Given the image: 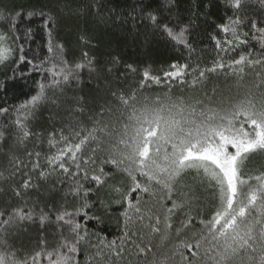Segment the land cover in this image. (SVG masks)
<instances>
[{"label": "snow or ice", "instance_id": "1", "mask_svg": "<svg viewBox=\"0 0 264 264\" xmlns=\"http://www.w3.org/2000/svg\"><path fill=\"white\" fill-rule=\"evenodd\" d=\"M182 2L79 0L72 8L67 0L40 7L0 0V264H81L84 253L83 264H122L133 256L144 264H264V19L251 7L264 12V0ZM221 8L232 15L214 24L210 17ZM198 22L226 37L210 35L216 50L211 66L176 60L161 70L163 77L146 69L138 85L124 87L120 78L126 82L139 72L134 63L112 54L101 62L91 54L96 36L90 25L102 23L137 42L142 38L145 46L160 38L187 50L190 59ZM64 27L76 37L74 47L60 42ZM229 52L225 63L221 53ZM85 70L97 81L96 94L69 99V86L79 90ZM221 71L252 72L260 79L253 85L259 94L226 100L213 88L190 100H150L137 90L162 79L183 86L189 75L195 90ZM45 110L52 127L35 132L32 121L39 123ZM45 141L49 152L57 151L41 163L35 148ZM253 162L259 175L245 171ZM53 175L59 186L48 188ZM206 191L214 205L207 212ZM112 204L123 209L119 243L87 226L102 225ZM201 214L206 218L196 230ZM37 224L58 229L60 240L52 246L40 239L21 253L10 238Z\"/></svg>", "mask_w": 264, "mask_h": 264}, {"label": "trees", "instance_id": "2", "mask_svg": "<svg viewBox=\"0 0 264 264\" xmlns=\"http://www.w3.org/2000/svg\"><path fill=\"white\" fill-rule=\"evenodd\" d=\"M8 2V0H5ZM18 4H24L26 6L32 7H40L43 5L51 6L50 0H16ZM68 4L72 8H76L79 4V0H67ZM123 0H121V3ZM191 0H183L182 6L186 7ZM63 6V5H62ZM252 10L255 11L259 18L264 19V12H261L257 6H251ZM47 10V9H46ZM231 11L225 12L223 8L219 11H214L213 15L210 17V20L214 22V24L227 23L228 16H231ZM199 23V22H198ZM90 27L95 31L96 38L92 41L94 45V49L92 51V55L95 56L101 62L106 61L109 58V54L112 55H120L124 61L129 63H134L139 70L138 74H129L128 79L125 82L124 78L121 77L118 83L124 85V87H129L131 85H138L139 83V73H142L144 70L148 69L152 71L153 75H159L163 77L162 69H167L168 65L173 61L178 60L180 63H185L186 61L191 63L193 67H196L197 62L199 61L200 67L211 66L212 60L216 57L215 45L210 39L211 34H218V38L222 41L226 39L223 33H218V30L211 24H203L199 23V27L197 29V39L194 42V46L196 51L191 54V58L189 59V53L187 50L183 52L179 50H174L170 46L166 45L164 41L160 38H153L152 43L148 46L143 44L142 38L139 42L133 39L132 35L126 34L123 29H112L110 27H105L102 23L99 25L91 24ZM244 30H249L245 28ZM230 38V37H227ZM76 37L71 34V30L69 27H64L60 31V42L64 40L70 41L71 47L75 46ZM202 41V42H201ZM255 47H259L255 41L251 42ZM33 49H36L38 45H32ZM243 51V49H238L237 54ZM224 56L225 63L229 62V57L233 55V53L229 52L227 55L221 53ZM121 65V69H122ZM191 71V70H190ZM36 79H43V76L38 75ZM189 83L181 86L177 81H167L161 80L160 84H154L152 82H148L145 89H137L141 97H149L150 100H154L157 97H162L164 95H171L173 99L181 98L190 100L193 96L203 97L205 91L208 94H212L213 88L218 89L220 93L223 94L224 98L237 100L244 98L250 91L253 93H257V89L253 87L254 84H259L260 79L255 77L252 72H245L233 75L230 72H218L210 74L209 78L204 82V85H198L195 90L190 87L192 76L189 75L187 77ZM97 81L91 80L89 78L88 72L85 70L81 77V84L79 90L75 87V85L69 86L68 90V98L70 99L73 93L77 95H84L91 99L92 96L96 94L95 90L97 88ZM24 97H21L23 100ZM137 108L140 105H136ZM129 113H126L124 116V120H127V116ZM66 119H74L66 117ZM39 123L36 120L32 121L33 130L35 132H43L46 129L50 130L52 125L48 123V111L45 110L43 114L38 117ZM57 127H59V123H57ZM83 127V125H81ZM89 128L91 125L88 126ZM122 127V125H121ZM63 145H60L62 147ZM29 151L33 150L32 144L29 143L28 146ZM36 151H41V163H44L45 154L51 155L57 151V149H53L49 152V148L47 142L45 141L43 149H41L40 145L37 144ZM170 150V149H169ZM246 173L250 176H256L260 174V166L259 163L253 162L249 164L248 168L245 169ZM55 182L57 186H59V181L56 176L53 175L49 178V181L46 183V187L50 188L52 183ZM34 183H37L34 181ZM43 183V182H40ZM255 184V181H252ZM67 184H65L66 190ZM44 192V188L41 187L39 189V193H33V199L36 198L38 194H42ZM211 192L206 191L204 193V201H205V212H207L208 208H213L214 205L211 203ZM95 199V197H93ZM49 206H51L52 201H48ZM111 209L104 220L102 225H97L94 222L87 223L86 220H81V223H87L88 229L90 232H96L99 234V237L103 240L113 241L116 240L119 243L120 237L123 234V224L124 218L120 216V213L123 211L118 205L112 204ZM71 211V209H69ZM91 215V213L89 214ZM206 218L205 214H201L200 216H195L194 227L196 230H199L202 225H200L199 221L201 219ZM102 229V230H101ZM44 239L47 241L49 245L55 246L57 242L60 240L59 230L54 227H46L44 230L39 228V225L29 226L27 232H22L19 235L14 234L10 238V242L14 243L15 248L18 249L21 253L25 251V249L31 250L35 247L38 240ZM95 240V237H93ZM154 243L157 245L158 251H164V246L160 238H157ZM51 247L47 249V251H51ZM87 253H84L80 256L81 264H83ZM46 264V262H45ZM122 264H144L143 259L137 261L133 256L131 259L127 257L122 262Z\"/></svg>", "mask_w": 264, "mask_h": 264}]
</instances>
